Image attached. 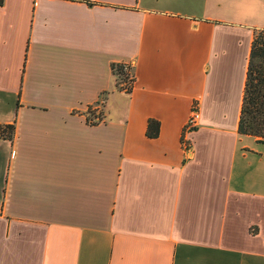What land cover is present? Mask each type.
I'll use <instances>...</instances> for the list:
<instances>
[{
  "label": "crops",
  "instance_id": "crops-1",
  "mask_svg": "<svg viewBox=\"0 0 264 264\" xmlns=\"http://www.w3.org/2000/svg\"><path fill=\"white\" fill-rule=\"evenodd\" d=\"M259 30L264 0H4L0 264H264V143L238 134Z\"/></svg>",
  "mask_w": 264,
  "mask_h": 264
},
{
  "label": "trees",
  "instance_id": "trees-1",
  "mask_svg": "<svg viewBox=\"0 0 264 264\" xmlns=\"http://www.w3.org/2000/svg\"><path fill=\"white\" fill-rule=\"evenodd\" d=\"M3 5L4 0H0V7ZM111 71L112 75L116 78L118 90L124 91L122 85H127L125 92L129 93L134 82L131 66L125 68L124 63L112 64ZM89 109L91 108L89 107ZM101 115L96 117L95 113L90 111L86 120L90 126H96L100 123ZM238 134L257 138L258 143H264V30L256 31L253 36L238 124ZM158 135L159 123L155 120H149L146 136L150 139H155ZM14 137V124H0V141L10 142Z\"/></svg>",
  "mask_w": 264,
  "mask_h": 264
},
{
  "label": "built area",
  "instance_id": "built-area-1",
  "mask_svg": "<svg viewBox=\"0 0 264 264\" xmlns=\"http://www.w3.org/2000/svg\"><path fill=\"white\" fill-rule=\"evenodd\" d=\"M130 66V64H125V68ZM103 120L101 119L100 122ZM200 122V112L198 110L197 104H194L191 108L189 118L184 126L182 132V147L186 158H191L192 156V147L190 142L187 140V137L190 136L199 126Z\"/></svg>",
  "mask_w": 264,
  "mask_h": 264
},
{
  "label": "rangeland",
  "instance_id": "rangeland-1",
  "mask_svg": "<svg viewBox=\"0 0 264 264\" xmlns=\"http://www.w3.org/2000/svg\"><path fill=\"white\" fill-rule=\"evenodd\" d=\"M126 88H127V85H122V89L124 91L126 90ZM105 102H106L105 97L101 96L96 104H93L92 106H90L91 109H89L88 112H90V111L94 112L96 117H98V116H100L102 114L100 119L104 120V106H105ZM88 112H87V114H88Z\"/></svg>",
  "mask_w": 264,
  "mask_h": 264
}]
</instances>
